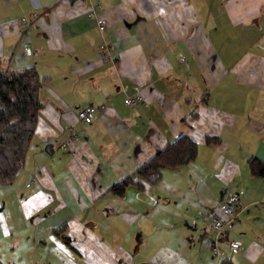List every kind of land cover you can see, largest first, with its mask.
Listing matches in <instances>:
<instances>
[{"label": "crops", "instance_id": "obj_1", "mask_svg": "<svg viewBox=\"0 0 264 264\" xmlns=\"http://www.w3.org/2000/svg\"><path fill=\"white\" fill-rule=\"evenodd\" d=\"M0 57L46 76L0 183V264H264V176L245 163L264 159V0H0ZM181 132L192 159L107 189ZM237 186L239 248L213 256L207 215Z\"/></svg>", "mask_w": 264, "mask_h": 264}, {"label": "trees", "instance_id": "obj_2", "mask_svg": "<svg viewBox=\"0 0 264 264\" xmlns=\"http://www.w3.org/2000/svg\"><path fill=\"white\" fill-rule=\"evenodd\" d=\"M44 79L46 76L39 74L33 65L14 68L0 57V183L9 181L23 163L33 136L38 108L42 104L38 89ZM201 99L205 97L201 96ZM217 139L214 134H205L203 137L205 142ZM196 149L192 137L185 132L178 133L162 145L155 146L149 157L131 172L111 181L107 189L121 194L128 183L141 188V179L155 181L163 167L189 161L195 156ZM245 163L251 175L264 176V159L249 154L245 157ZM219 264L233 263L221 257Z\"/></svg>", "mask_w": 264, "mask_h": 264}, {"label": "built area", "instance_id": "obj_3", "mask_svg": "<svg viewBox=\"0 0 264 264\" xmlns=\"http://www.w3.org/2000/svg\"><path fill=\"white\" fill-rule=\"evenodd\" d=\"M25 52H30L28 44L23 45ZM138 93L125 94L123 102L126 104H133L139 100ZM95 107L92 105H79L75 108V115L78 119L89 120L92 117V112ZM240 186L230 191L224 199L216 204V210H211L208 213V227L210 228V244L209 250L213 256H218L223 252V245L227 246L229 250L236 251L239 248V241L234 238H223L225 230L231 225V221L235 215L238 202ZM115 264H132L130 260L120 257L115 260Z\"/></svg>", "mask_w": 264, "mask_h": 264}]
</instances>
